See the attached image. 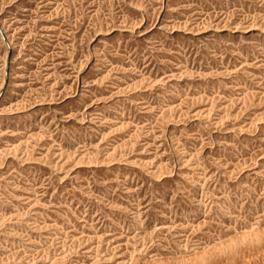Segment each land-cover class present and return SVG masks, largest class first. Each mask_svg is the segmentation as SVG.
Masks as SVG:
<instances>
[{"label":"rangeland","instance_id":"374dc122","mask_svg":"<svg viewBox=\"0 0 264 264\" xmlns=\"http://www.w3.org/2000/svg\"><path fill=\"white\" fill-rule=\"evenodd\" d=\"M0 264H264V0H0Z\"/></svg>","mask_w":264,"mask_h":264}]
</instances>
